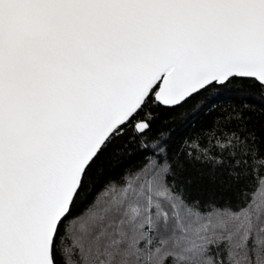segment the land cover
Instances as JSON below:
<instances>
[{
  "label": "snow or ice",
  "instance_id": "obj_1",
  "mask_svg": "<svg viewBox=\"0 0 264 264\" xmlns=\"http://www.w3.org/2000/svg\"><path fill=\"white\" fill-rule=\"evenodd\" d=\"M225 92L259 107L149 135ZM0 264H264V0H0Z\"/></svg>",
  "mask_w": 264,
  "mask_h": 264
},
{
  "label": "trees",
  "instance_id": "obj_2",
  "mask_svg": "<svg viewBox=\"0 0 264 264\" xmlns=\"http://www.w3.org/2000/svg\"><path fill=\"white\" fill-rule=\"evenodd\" d=\"M242 103H248L258 109L260 100L258 97L247 96L238 92H225L215 95L204 94L203 97H197L195 100L189 101L182 108H177L175 110V123H169L165 127L160 121L155 122L152 132L149 135H155L159 131L171 133V145L173 151H175L186 135L190 134L202 124L210 122L217 112L226 107L239 106ZM160 113L164 115L167 113V110L160 109ZM141 162V156L139 154L129 156L113 169L112 175L118 178L125 168L135 167ZM197 167L188 165L186 170L181 172L178 177V180L184 185L187 195L191 199H200L202 201L215 199L220 203H224L231 198L235 202V193L233 190L221 184L211 185L206 180L201 179L200 174L196 170ZM105 182L106 178H102L100 184L96 185L95 189L88 195L87 200L81 207V213L85 212L94 203L95 198L100 194L101 187Z\"/></svg>",
  "mask_w": 264,
  "mask_h": 264
}]
</instances>
